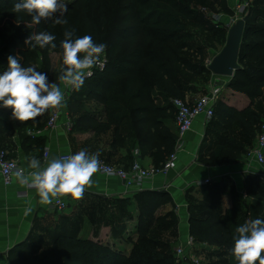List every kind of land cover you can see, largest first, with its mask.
Segmentation results:
<instances>
[{
  "label": "trees",
  "instance_id": "trees-1",
  "mask_svg": "<svg viewBox=\"0 0 264 264\" xmlns=\"http://www.w3.org/2000/svg\"><path fill=\"white\" fill-rule=\"evenodd\" d=\"M16 2L18 0H0V74L7 69L11 55L20 58L22 66L35 67L49 76L52 53L59 55L62 67L60 44L65 30H75L73 39L90 35L96 43L106 44L104 54L108 63L105 70L86 78L83 86L69 97L68 109L79 116L73 120V128L112 132L113 147L122 145L130 137L143 156L154 150L166 159L175 151L179 135L170 125L176 117L170 99H184L187 92H205L195 88L197 78L206 70L193 54L199 47L191 51L189 46L192 47L193 42L183 39L180 42V30L170 27L174 21L176 26L181 25L179 13L188 16L182 0H74L64 13L67 25H57L50 20L31 25V17L26 13L12 11ZM162 5L170 12L161 9ZM173 12L177 16L173 17ZM247 22L246 17L239 62L247 61L251 67L247 70L240 64L228 87L246 94L251 103L242 110L217 105L224 127L217 126L207 132L213 144L212 158L233 161L247 155L264 122V26L254 28ZM39 31L54 35L57 47L41 49L26 45L25 40ZM39 56L41 62L35 60ZM90 99L101 103V111L88 112L82 107V103ZM40 123V116L34 121L20 122L10 114L6 119L0 118V131L34 125L37 129L42 127ZM251 190L255 193L251 204L235 200L234 206L224 213L205 204L201 214L190 219V233L195 242L218 245L229 257L222 260L225 264H238L231 254L237 235L235 229L250 220H264V180L251 182ZM155 195L154 205L145 197L141 200L139 237L129 254L90 239L60 234L39 264H175V242L162 240L156 234L173 229L176 219L168 216L152 219L156 226L153 232L144 220L146 212L152 215L164 202L161 193ZM19 264H30V260Z\"/></svg>",
  "mask_w": 264,
  "mask_h": 264
},
{
  "label": "crops",
  "instance_id": "crops-1",
  "mask_svg": "<svg viewBox=\"0 0 264 264\" xmlns=\"http://www.w3.org/2000/svg\"><path fill=\"white\" fill-rule=\"evenodd\" d=\"M54 67L61 70L60 60ZM53 70L49 75L51 77ZM219 79L224 78L214 75L211 82L216 83ZM56 83L62 90L61 82ZM210 89L211 87L208 93ZM203 96L200 92H187L184 99L193 103ZM250 103L246 94L227 87L221 92L215 107L225 104L242 110ZM64 105V113L67 112L72 121L79 117L75 116L77 113L70 112L68 101ZM99 110L101 111L100 106L94 109ZM51 111L52 109L40 116L43 129L40 134L36 133V125L9 132L0 131V149H6L26 173L31 170L28 163L33 157L43 165L46 159L53 156L64 157L82 149H87L90 154L99 152L100 161L127 170L131 169L137 150L140 151L141 162L146 168H160L168 158H161L154 150L143 156L138 144L130 137L122 145L113 147L112 132L97 133L93 129L73 127L68 129L65 124L66 115L61 116L56 127L47 128ZM10 114V108H0V118L6 119ZM218 116L212 121H206L204 116L198 117L193 128L179 137L176 145L177 165L168 173L157 174L146 179L143 184H137L99 171L93 176L92 186L85 191L82 199L64 197L68 203L63 210L53 206V203L42 205L35 189L22 186L16 176L10 185H6L0 175V264H19L30 260L36 255V252L31 251L39 240H42L41 243H53L60 234L104 244L106 240L117 242V245L129 244L125 252L122 251L129 254L133 242L139 237L141 200L145 197L154 205L155 194L158 193L162 194L164 202L154 209L152 215L146 212L144 220L153 232L156 226L152 219L156 220L159 216L176 219L174 228L164 231L173 234L169 241L175 242L174 248L190 238L194 239L190 233V219L199 216L205 204L223 213L234 206L235 200L251 204L255 199L251 182L264 180L263 167L252 160L248 153L233 161L210 156L213 144L207 132L217 126L224 127L221 116ZM170 125L179 135L176 118ZM195 244L199 248L193 246L188 249L189 256L198 254L200 249L205 254L214 252L217 259L226 256L221 248L215 252L203 246L215 244L194 242Z\"/></svg>",
  "mask_w": 264,
  "mask_h": 264
},
{
  "label": "clouds",
  "instance_id": "clouds-1",
  "mask_svg": "<svg viewBox=\"0 0 264 264\" xmlns=\"http://www.w3.org/2000/svg\"><path fill=\"white\" fill-rule=\"evenodd\" d=\"M12 11L26 13L31 17V25L49 20L57 25H67L64 13L68 8L63 0H18ZM56 12L60 13L59 18H54ZM74 31L66 29L60 44L62 67L59 80L79 90L94 67L102 68L104 61L101 57L107 46L96 43L90 35L73 39ZM55 40L54 35L39 31L33 32L25 44L55 49ZM64 101L61 87L55 82L49 83L46 73L32 66H22L18 57H8V67L0 74V105L12 110L13 119L34 121L50 109L64 107ZM99 156V152L90 154L87 149H82L64 157L53 156L43 165L33 157L28 163L31 170L26 173L23 168L17 169L15 176L22 186L35 189L42 205H51L54 200L59 202L64 197L79 200L92 186L93 176L101 170ZM235 231L237 235L231 254L238 264H264V220L247 221Z\"/></svg>",
  "mask_w": 264,
  "mask_h": 264
},
{
  "label": "rangeland",
  "instance_id": "rangeland-1",
  "mask_svg": "<svg viewBox=\"0 0 264 264\" xmlns=\"http://www.w3.org/2000/svg\"><path fill=\"white\" fill-rule=\"evenodd\" d=\"M74 0H63L64 3L69 5ZM182 4L186 5L188 16H184L179 13V22H181L180 26H176V21H174L173 26L170 25L171 28L179 29V41L183 39L186 42H193L192 47L189 46L191 51L195 50V48L199 47V51H195L193 54L195 55L198 60L202 61V64L205 66V72H202L197 81L195 82L196 91H205L202 93V96L207 94L208 89L215 84L211 83L212 78L214 75L209 73L208 65L213 57L218 54L224 47L228 31L230 27L236 23L239 19L248 18L247 24L253 26L254 28H258L264 26V0H182ZM161 9L170 12L169 8L165 5L160 6ZM170 9H172L170 7ZM172 12V11H171ZM174 16H177V13L173 12ZM60 15L59 12L54 13V17ZM181 42V41H180ZM244 49H242V53ZM193 61H196L194 60ZM52 59V70H53L52 78L58 82L59 79H56L60 76L61 70H59L56 66V63L59 60V55L57 53L51 54ZM37 62H41V56L35 59ZM239 64L244 65L249 70L250 64L247 61H241ZM224 79H219L218 83L223 87V91L228 87V83L232 77L223 76ZM215 83V82H214ZM171 101V99H170ZM82 107L85 110H93L97 109L99 106L101 107V103L98 102L96 99L85 100L82 103ZM173 108V116H176V112ZM219 108L217 106L216 116H220V112L218 111ZM218 116V117H219ZM176 118V117H175ZM218 124V123H217ZM254 146V145H253ZM252 146V147H253ZM216 149V148H215ZM131 232V231H130ZM131 234V233H130ZM160 234V235H159ZM172 233H159L157 232L156 236L165 240L169 241L170 236ZM173 235V234H172ZM46 239V238H45ZM108 243H107V242ZM105 244L111 247H114L117 251L125 252L128 248L129 244L117 245V242H113L112 240H106ZM42 240L37 242V245L33 247L31 252H36V255L30 259V264H39L43 261V257L47 254L51 248L50 242L41 243ZM114 243V244H113ZM117 243V244H116ZM126 243V242H125ZM104 244V243H103ZM128 245V246H127ZM122 246V247H121ZM197 247V244L194 247ZM206 246L207 250L211 251H219L220 247L216 245H203ZM199 248V247H197ZM191 249V248H190ZM196 249V248H195ZM194 250V249H193ZM122 252V253H123ZM204 251L200 249L198 254L190 255L189 261L194 263V260L197 261L198 264H225L222 260L229 258L228 255L222 257V259H217L215 257V253L211 252L209 254L203 253ZM196 264V263H194Z\"/></svg>",
  "mask_w": 264,
  "mask_h": 264
},
{
  "label": "built area",
  "instance_id": "built-area-1",
  "mask_svg": "<svg viewBox=\"0 0 264 264\" xmlns=\"http://www.w3.org/2000/svg\"><path fill=\"white\" fill-rule=\"evenodd\" d=\"M101 59L104 61L102 68L94 67L91 70V75L86 78L92 77L97 71H103L107 67L108 58L104 54ZM48 77L49 83H56V81L51 77ZM85 78V79H86ZM214 85L211 86L209 93L203 97L195 100L193 103L186 101L185 99L175 97L171 99L172 105L176 112V123L178 125L179 137L183 136L185 133L190 131L193 128V125L196 119L200 116H204L206 121H210L215 117V104L217 103L220 94L223 90V87L218 83L211 82ZM62 92L65 97V101L69 100L72 92L75 90L71 86H66L61 82ZM62 115H66L67 121L66 125L68 129L73 127V121L70 118L69 114L64 113L63 108L52 109L49 119L46 123L47 128H54L58 125L59 120ZM43 131L41 128L36 129V133L40 134ZM48 156V152H46ZM68 156V155H67ZM248 156L254 160L257 164L263 167L262 174L264 176V122L260 125L256 143L249 149ZM177 150L170 154L163 166L160 168H146L143 166L140 159V151H136V159L133 162V165L130 170L124 169L123 167L101 161V170L100 172L109 175L116 176L128 183H137L143 184L146 179L156 176L157 174H166L171 169L175 168L177 165ZM23 168L15 158L9 157L7 150L0 151V175H2L4 183L10 185L15 177V172L17 169ZM24 169V168H23ZM67 201L62 198L59 202L54 201L53 206L63 210L67 207ZM195 240L190 238L186 243H181L175 248L176 262L175 264H191L189 261L188 249L194 246ZM194 263L198 264L196 260Z\"/></svg>",
  "mask_w": 264,
  "mask_h": 264
},
{
  "label": "water",
  "instance_id": "water-1",
  "mask_svg": "<svg viewBox=\"0 0 264 264\" xmlns=\"http://www.w3.org/2000/svg\"><path fill=\"white\" fill-rule=\"evenodd\" d=\"M246 18L239 19L229 31L223 49L210 61L208 68L214 75L233 77L240 68L239 54L245 30Z\"/></svg>",
  "mask_w": 264,
  "mask_h": 264
}]
</instances>
